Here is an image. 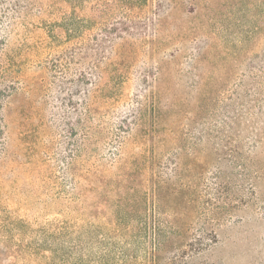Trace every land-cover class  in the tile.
<instances>
[{
	"label": "rangeland",
	"instance_id": "rangeland-1",
	"mask_svg": "<svg viewBox=\"0 0 264 264\" xmlns=\"http://www.w3.org/2000/svg\"><path fill=\"white\" fill-rule=\"evenodd\" d=\"M0 48V264H264V0H0ZM78 119L121 180L54 200Z\"/></svg>",
	"mask_w": 264,
	"mask_h": 264
},
{
	"label": "trees",
	"instance_id": "trees-1",
	"mask_svg": "<svg viewBox=\"0 0 264 264\" xmlns=\"http://www.w3.org/2000/svg\"><path fill=\"white\" fill-rule=\"evenodd\" d=\"M69 41V38H67ZM65 41V45L60 47L61 51L60 53H63L61 58L57 60V65L59 71L64 72V65L62 63V58L65 60L66 55L68 53H72L71 57H73L74 62H80L83 60L85 55H83V46H84V36L83 33L78 32L76 36H74L73 41L68 42ZM71 43V44H69ZM77 45L75 46V49L69 51L68 46ZM77 48V49H76ZM0 48V156L3 154L6 142H7V129H8V122L6 116L2 113L3 108V100L6 96H9L12 94V92L15 90L12 84H9L7 79V65L3 61L1 55ZM98 52L103 53V50H99V46L97 48ZM82 54V55H80ZM98 62L94 60H90L87 63V68L89 70L88 76H84L82 79L84 83L91 84V76L90 71L94 70L98 66ZM56 65V64H55ZM70 69V66L67 65V70L65 74H63V77L60 79L58 76H56L58 82H62L65 77L66 73ZM53 70H55L53 65ZM68 79V78H67ZM64 80V83L66 80ZM71 84L68 88L75 87L77 85V79H71ZM69 90V89H68ZM67 96L68 101H73L77 105V101L74 100V95L76 93L71 94ZM69 102V103H73ZM80 120H73L72 122L68 123V127L66 128V131H68V134H58L59 136L55 137L53 139V199L54 200H64V201H79L82 202L85 200L84 197V189L87 190V194L89 191L90 182H100L104 181V178L106 180H109L113 183H118L121 180V174L120 173H114L110 176H102L100 173H97L96 171L92 170L93 166L95 165V161L91 158H85L82 155V143H84V138L88 137V128L81 132L80 127ZM66 127V126H65ZM83 129V128H82ZM90 131V130H89ZM62 136V137H61ZM122 143H120V146ZM93 160V161H92ZM97 160V159H96ZM114 160H110V164H113ZM118 160H116L117 162ZM97 183V184H98ZM98 194H101V190L98 191ZM88 196V195H87Z\"/></svg>",
	"mask_w": 264,
	"mask_h": 264
}]
</instances>
